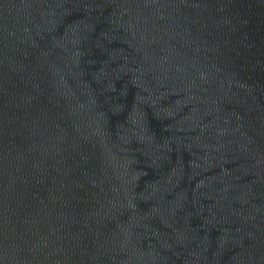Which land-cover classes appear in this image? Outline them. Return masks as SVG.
I'll list each match as a JSON object with an SVG mask.
<instances>
[{
	"label": "water",
	"instance_id": "obj_1",
	"mask_svg": "<svg viewBox=\"0 0 264 264\" xmlns=\"http://www.w3.org/2000/svg\"><path fill=\"white\" fill-rule=\"evenodd\" d=\"M0 264H264V0H0Z\"/></svg>",
	"mask_w": 264,
	"mask_h": 264
}]
</instances>
